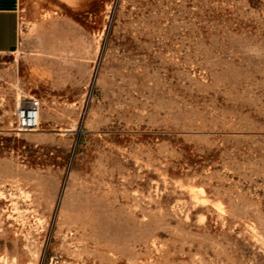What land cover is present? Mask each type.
Returning <instances> with one entry per match:
<instances>
[{
  "label": "rangeland",
  "instance_id": "374dc122",
  "mask_svg": "<svg viewBox=\"0 0 264 264\" xmlns=\"http://www.w3.org/2000/svg\"><path fill=\"white\" fill-rule=\"evenodd\" d=\"M0 53V264H264V0H20ZM32 96L36 129L14 111Z\"/></svg>",
  "mask_w": 264,
  "mask_h": 264
},
{
  "label": "crops",
  "instance_id": "0c3cea01",
  "mask_svg": "<svg viewBox=\"0 0 264 264\" xmlns=\"http://www.w3.org/2000/svg\"><path fill=\"white\" fill-rule=\"evenodd\" d=\"M71 3L73 0H59ZM20 0H0V53L15 50L18 43Z\"/></svg>",
  "mask_w": 264,
  "mask_h": 264
},
{
  "label": "built area",
  "instance_id": "2783aa9c",
  "mask_svg": "<svg viewBox=\"0 0 264 264\" xmlns=\"http://www.w3.org/2000/svg\"><path fill=\"white\" fill-rule=\"evenodd\" d=\"M39 124V103L30 96L15 108L14 128L17 131L33 130Z\"/></svg>",
  "mask_w": 264,
  "mask_h": 264
}]
</instances>
